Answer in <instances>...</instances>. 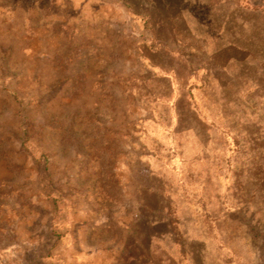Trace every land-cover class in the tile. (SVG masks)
Wrapping results in <instances>:
<instances>
[{
	"label": "rangeland",
	"instance_id": "rangeland-1",
	"mask_svg": "<svg viewBox=\"0 0 264 264\" xmlns=\"http://www.w3.org/2000/svg\"><path fill=\"white\" fill-rule=\"evenodd\" d=\"M0 264H264V0H0Z\"/></svg>",
	"mask_w": 264,
	"mask_h": 264
},
{
	"label": "trees",
	"instance_id": "trees-1",
	"mask_svg": "<svg viewBox=\"0 0 264 264\" xmlns=\"http://www.w3.org/2000/svg\"><path fill=\"white\" fill-rule=\"evenodd\" d=\"M147 221V219H145ZM144 222V225L146 224H151V227H159V226H164V227H182L180 226V224L176 221V220H168L167 218H158L154 221H148V222ZM174 230V229H173ZM174 233L177 237H179L181 231L174 230ZM182 234V233H181ZM151 236L149 235V233H142V260H149L151 259L152 256V252H151V248H150V243H151Z\"/></svg>",
	"mask_w": 264,
	"mask_h": 264
}]
</instances>
